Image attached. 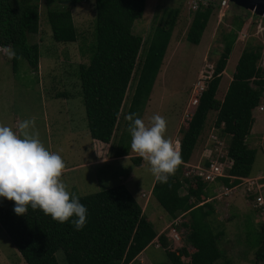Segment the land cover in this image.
<instances>
[{
    "label": "trees",
    "instance_id": "16d2710c",
    "mask_svg": "<svg viewBox=\"0 0 264 264\" xmlns=\"http://www.w3.org/2000/svg\"><path fill=\"white\" fill-rule=\"evenodd\" d=\"M88 1H93L94 10L91 43L87 49L88 62L78 66L77 79L89 136L108 144L142 46L141 37L134 35L131 29L134 21L143 14L144 0H44L45 5L53 6L46 10V22L54 42H75L76 31L70 8ZM38 2L0 0V48L11 46L16 51L18 58L9 59L13 73L19 60L25 61L31 71L37 69V50L31 43V36L38 30ZM177 14L175 9L168 11V29H154L148 40L131 101L135 111H140L147 100ZM210 14V7L195 10L185 34L186 42L198 45ZM235 19L233 30L221 36L222 51L197 98L178 146L183 165L189 160L207 113L215 111L214 125L229 137L226 155L231 162L227 172L229 178L217 181L228 188L238 184V178L250 176L255 151L246 146L245 139L252 125L250 112L258 103L264 87L263 73L255 68L260 53L256 49L244 50L236 61L222 100L215 99L235 40L233 31L241 25V18L235 16ZM250 81L255 85L254 89L249 87ZM57 96H64V93ZM125 148L116 152L114 157L126 156L128 151ZM130 160L139 166L141 159L132 157ZM182 165L168 183L154 180L150 194L172 221L178 217L184 219L180 226L188 229L185 241L194 250L190 254L184 248L178 252L164 251L168 244L164 235L156 236L152 224L123 185L79 196L80 202L88 209L87 223L81 231H76L71 221L55 222L31 207L26 215L17 216L13 211L14 202L4 198H0V228L25 264H58L56 252H61L66 264H137L136 256L155 238L166 257V262L158 264H230L222 259L217 246L222 233L210 228L212 207L201 199L207 196V185L199 179L189 184L191 180L182 176ZM186 185L185 193L181 192ZM42 222L56 238V250L51 248ZM246 234L251 235V241L245 237V242L255 249L252 264H264V228L258 232L247 230ZM182 257H187L188 261L183 263Z\"/></svg>",
    "mask_w": 264,
    "mask_h": 264
},
{
    "label": "rangeland",
    "instance_id": "374dc122",
    "mask_svg": "<svg viewBox=\"0 0 264 264\" xmlns=\"http://www.w3.org/2000/svg\"><path fill=\"white\" fill-rule=\"evenodd\" d=\"M222 1L144 0L143 14L139 19L134 21L131 29L134 35L141 37L142 46L136 59V64L121 104L116 128L108 148V156H114L116 152H122L128 146V148H125L128 151L127 157L121 162H112V164L105 166L99 172L100 174L94 170L89 175V185H85L89 190L88 194L105 190L108 186L109 188L117 186L119 184L112 183V181H118L119 177H127L129 180L127 183L128 192L132 197L133 195L137 197L136 201L139 205L143 203L154 177L147 170L149 166L142 158H140L139 166H135L130 160V158L138 156L131 151V135L128 131L130 122L126 120V116L136 113L138 118L143 119L147 124L152 115L159 114L167 121L166 137L171 138L173 142H179L196 107L194 100L198 98L201 90L205 88L211 76L212 68L222 51L221 36L233 30L232 22L236 21L235 16L241 18V25L239 29L233 31L235 33V40L224 69V71L226 70L225 76L222 73L215 93L217 101L222 100L240 53L251 49H256L260 53L264 49V18L227 0L222 5ZM50 6L45 5L44 0H39L38 2V30L31 36V43L36 45L39 61H37L38 68L36 71H31L25 61L19 60L17 69L13 73L8 55L4 52V48L1 49V54L3 56L6 55L7 58L2 60V55L0 54V124L9 125L14 131H18L17 121L13 124V121L16 119V113L21 112L26 119H30V117H27L28 115H31V118L35 117L36 131L39 132L44 146L48 150L60 154L63 159H70L69 161H72V159H76V157L73 158L76 154L75 150L83 145L79 142L80 137L77 138L76 142H70L71 144L69 145L67 143L66 133H69L67 130L69 131L68 125L70 122L65 120V115L67 114H64L65 109L62 100L67 99L69 101L66 104L68 108L74 107L73 111H69L72 119L78 121V116L80 115L81 120L78 122L79 124L84 119L87 133L84 110L79 93L77 68L79 65L87 64L88 62L89 52L87 49L91 43L94 19L93 1L70 8L72 23L76 31V40L72 43H56L52 40L51 32L46 22V10ZM199 7H210L211 14L198 45L194 46L186 42L185 34L193 13ZM173 9L177 10L178 14L174 18V24L171 28L160 66L143 108L140 111H135L131 107V101L144 58L143 55L148 47V40L154 29H168L166 14ZM249 87L254 89L255 85L252 81L249 82ZM60 93L68 94L69 96L58 97L54 101L50 99L45 101L51 104V108L49 107L50 105L46 108L48 122L55 134V136H51L52 133L50 135L44 128L46 124L41 117L42 106L44 104L40 98L45 99L47 95L54 97L55 94ZM12 111L15 112V117L10 120V124H7V116ZM250 116L252 123L257 121V119L264 120V115L260 118V115H251L250 112ZM215 117V111L207 113L203 128L194 145L193 151L198 154V161L199 154L202 155L204 145L210 135L217 137V140H214L217 145L218 143H220V146L221 144H225L224 150H226L228 145L229 137L220 133L218 127L214 125ZM78 123L77 128H80ZM262 127L263 121L259 123V129H262ZM60 129H63V132ZM259 129H254L253 133L245 139L246 146L255 151L252 176L256 178L264 174V141L262 137L264 133L262 134V131ZM76 137L73 136L74 139ZM214 145L210 143V149H213ZM220 149L221 147H217L216 154H219ZM98 160L100 161L102 158ZM230 163L227 157L226 165L229 168ZM229 168H225L223 172L225 177ZM83 173H86V171ZM92 176L95 181H93ZM105 176H107V179H105ZM82 182L80 181L79 185ZM257 183L263 184L264 180H259ZM189 184H192V182H189ZM239 184L240 186L236 189L225 191L224 189H219L221 186L220 182L215 183L214 190L217 192H214L212 186L209 184L211 191L206 188L205 195L207 196L201 199L206 200L212 197L211 200L217 206V220L210 225V228L213 229V232L219 231L222 233L217 240L218 249L223 255L222 259L230 261V264H252L255 249L250 246L249 242H245V237L250 240L251 235L246 234L245 236L244 234L247 230L258 232L261 228H264V217L257 215L249 207V202L243 200L242 194L247 183L240 181ZM184 189L186 191L187 185ZM141 191L144 194L140 195ZM148 199L150 200V205L147 207L146 212H144V216L152 224L153 229L157 230L159 223L164 226L168 223L171 224L172 220L163 212L154 199L152 197ZM237 207H240V209ZM162 217L163 220L161 219ZM247 220L248 223H246ZM179 221L181 222V219ZM42 225L46 231L47 240L51 248L56 250L58 247L56 238L45 222H42ZM168 231L166 229L163 232L166 234ZM167 246L164 251H171V246ZM9 247L3 239L0 240V258H2V260L0 259V264H12V258L10 259L9 256ZM175 247L184 248L189 254L194 251L186 243L184 237ZM180 248L175 249V251L178 252ZM164 251L148 246L144 255L151 262L150 264H158L166 262ZM56 253L57 263L66 264L62 259L61 252ZM181 260L185 263L188 261V258L182 257ZM223 260H220V262ZM135 262L140 264L139 261ZM20 264H25L21 258Z\"/></svg>",
    "mask_w": 264,
    "mask_h": 264
},
{
    "label": "clouds",
    "instance_id": "9594fccd",
    "mask_svg": "<svg viewBox=\"0 0 264 264\" xmlns=\"http://www.w3.org/2000/svg\"><path fill=\"white\" fill-rule=\"evenodd\" d=\"M4 51L9 59L18 58L11 46ZM126 120L130 122L131 151L147 163V170L157 182L168 183L183 159L179 143L174 144L165 135L167 121L154 114L146 124L136 113L127 115ZM17 129L0 124V198L14 202L17 216L26 215L31 207L55 222L71 221L74 229L81 231L87 223L88 209L62 180L66 168L63 158L44 146L35 117L18 121Z\"/></svg>",
    "mask_w": 264,
    "mask_h": 264
},
{
    "label": "crops",
    "instance_id": "0c3cea01",
    "mask_svg": "<svg viewBox=\"0 0 264 264\" xmlns=\"http://www.w3.org/2000/svg\"><path fill=\"white\" fill-rule=\"evenodd\" d=\"M1 49L2 48H0V54L2 53ZM1 58H2V60H5V58H7V56L6 55H4V56L2 55ZM37 68H38V66H37ZM225 71H223V73H224L223 75L224 76H225ZM36 76H37V74H36ZM38 80H39V77H38ZM56 95H59V94H55L54 97H50V96L47 95L45 99H41L40 98L41 102L44 104V106H42L43 107V111L41 112V117L43 119V122L46 124L44 126V128L47 130V132L50 135L52 133L51 136H55V134L52 131L50 123L48 122L47 112H46V110H47L46 108L48 107V105H50L49 107L51 108V104H49L48 102L46 103L45 101H47V99H50V100L54 101L56 98H58V96L56 97ZM64 96L68 97L69 95L68 94H64ZM64 96H61V98H63ZM68 102L69 101L67 99H63L62 100V104L64 105V109H65L64 114L65 113L67 114V115H65V120H68V122H70V124L68 125L69 131L67 130V132H69V133H66L67 143L69 145V144H71L73 142H76L77 138L80 137L79 142L83 146L79 147V149L75 150L76 154L74 155L73 158L76 157V159H72V161H69L70 159H63L64 162H65L66 168H65L64 174L62 176V180L68 186V190L70 192H73V193H75L78 196H85V195H88V193H89L88 192L89 190L85 187V185H87V184L89 185V182H88V179L90 178L89 175H91L94 172V170H96L97 173L100 174L99 172L101 170H103V168L105 166H107L109 164H112V162L113 163L121 162L123 159H125L127 157V155L126 156H122V157H118V158H115L114 156H108V154H109L108 148H109L110 142L108 144H103V143H101V142H99L97 140L91 139L90 136H89L88 131L86 133L84 119H82V123L79 124L78 122L81 120V117H80L79 114H78L79 115L78 116V121L74 120V119H72L70 117L71 115H70L69 111L70 110L73 111L74 107L68 108V105H66ZM14 114H15V112L12 111L11 114L9 116H7V124H10V120L13 117H15V116H16V119L13 121V124L15 123V121L18 122V121H22V120L26 119L25 116L21 112L16 113L15 116H14ZM262 116L263 115H260V118H262ZM27 117L31 118V115H28ZM45 120H46V122H45ZM261 121H263V127H262V129H259V123ZM77 123L79 124L80 128H77ZM257 123H258V125H257ZM12 126H14V125H12ZM254 129H259L260 131H262V134H263L264 133V120L257 119V121H255L251 125V129H250L249 135H251L253 133ZM60 130H61V132H63L62 131L63 129H60ZM73 136H77V137L74 139ZM262 137H263V135H262ZM110 141H111V139H110ZM202 155H203V153H202ZM202 155L199 154V160L201 158L200 156H202ZM99 158H102V160L99 161L98 160ZM192 163H194V164H192ZM198 164H199L198 154L195 151L192 150L191 155L189 157V160H188L187 163H185V165L187 167H196V166H198ZM84 171H86V173H83ZM93 176H92V179H93V181H95ZM251 176H252V168H251L250 177ZM105 179H107V176H105ZM154 180H153V182H154ZM80 181H83L81 185H79ZM128 182H129V180L127 179V177L126 178H124V177L120 178L119 177L118 181H112V183H118L119 185H123L126 189L128 188L127 187V183ZM153 182L151 183L149 192H148L147 195H145V200L143 201V203L141 205H139V203L136 201L137 197H135L133 195V198L136 201V203L140 206L143 215H144V212H146L147 207L150 205V200L148 198L152 197L151 194H150V190H151ZM211 186H212V188L214 190V185H211ZM105 187H107V186H105ZM110 188H112V187H110ZM106 189H109V186ZM207 189H209L211 191L210 185L207 186ZM181 192L185 193V190L184 191L181 190ZM142 193L144 194V192L141 191L140 195ZM211 199H212V197L211 198H207L206 201L204 202V203H210V205L212 207V210H213V214H211L212 216H211V218H209L210 219V224L214 223L217 220V218H216L217 206L215 205L214 201L211 200ZM237 208L240 209V207H237ZM160 215H158V216L160 217ZM179 218L181 219V222L184 221L183 218H181V217H179ZM161 219L163 220V217ZM161 225H163V224L159 223L157 230L153 229L154 232L156 233V236L164 233L163 231L166 230V229L169 230L168 229L169 225H170L169 223L167 224L168 226L167 225L166 226H164V225L161 226ZM1 239H3V241H5L8 246H10L8 249H9L10 259L12 258V260H11L12 264H20V258H21L20 255L17 253V251L13 247H11V245H9L10 242L8 241L6 235L4 234V232L0 228V240ZM148 246H150V245H148ZM148 246L136 256L135 261H137V262L139 261L140 264H150L151 263L148 260V258L144 255V252L148 248ZM56 257H57V253L55 254V258ZM0 259L2 260V258H0Z\"/></svg>",
    "mask_w": 264,
    "mask_h": 264
},
{
    "label": "built area",
    "instance_id": "2783aa9c",
    "mask_svg": "<svg viewBox=\"0 0 264 264\" xmlns=\"http://www.w3.org/2000/svg\"><path fill=\"white\" fill-rule=\"evenodd\" d=\"M225 3L226 0H223L222 5H224ZM255 68L259 69V71L263 73L261 79L264 80V49L259 54V58L256 61ZM252 80H259V78H252ZM194 102L196 103L197 99H195ZM253 114L258 116L264 115V87L261 90L258 103L251 110V115ZM214 140H217V137L215 135H210L206 140L203 155L199 160L198 166L187 167L185 164H183L184 170L182 172V176L184 178L191 180V182H195L197 179H199L201 182L207 184L208 186L209 184L212 185L217 183L218 178L224 177L223 172L225 171V168H229V166L226 165L227 155L226 150H224L225 144H221L220 146V143H218V146ZM210 143H213V145L215 144V147L213 149H210ZM217 147H221L219 154H216ZM259 180H264V174L260 175L257 178L255 176L238 178L239 182L241 181L243 183H247V186L245 187L242 194V197L244 198L243 200L249 202V207L257 215L264 217V183L258 184L257 182ZM238 184L230 188L220 186L219 189L230 191L231 189H236L237 187H239L240 184ZM213 191L215 192L216 190ZM179 219L180 218L178 217L172 221V223L169 225L168 233H162L168 243L167 247L171 246V251H175V249L180 248L175 246L179 244L181 239L183 237L185 238L188 234V229L182 228L180 226L181 222L179 221ZM149 245L155 249H161L160 244L156 238Z\"/></svg>",
    "mask_w": 264,
    "mask_h": 264
},
{
    "label": "water",
    "instance_id": "95a60500",
    "mask_svg": "<svg viewBox=\"0 0 264 264\" xmlns=\"http://www.w3.org/2000/svg\"><path fill=\"white\" fill-rule=\"evenodd\" d=\"M236 6L244 8L264 18V0H227Z\"/></svg>",
    "mask_w": 264,
    "mask_h": 264
},
{
    "label": "bare ground",
    "instance_id": "6f19581e",
    "mask_svg": "<svg viewBox=\"0 0 264 264\" xmlns=\"http://www.w3.org/2000/svg\"><path fill=\"white\" fill-rule=\"evenodd\" d=\"M177 142L176 141H174V144H176Z\"/></svg>",
    "mask_w": 264,
    "mask_h": 264
}]
</instances>
